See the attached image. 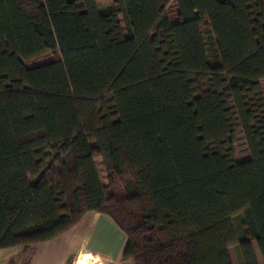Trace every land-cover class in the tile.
<instances>
[{
  "label": "trees",
  "instance_id": "1",
  "mask_svg": "<svg viewBox=\"0 0 264 264\" xmlns=\"http://www.w3.org/2000/svg\"><path fill=\"white\" fill-rule=\"evenodd\" d=\"M116 4L0 0V249L96 211L134 264H259L264 0Z\"/></svg>",
  "mask_w": 264,
  "mask_h": 264
},
{
  "label": "crops",
  "instance_id": "2",
  "mask_svg": "<svg viewBox=\"0 0 264 264\" xmlns=\"http://www.w3.org/2000/svg\"><path fill=\"white\" fill-rule=\"evenodd\" d=\"M126 242L110 216L88 211L50 240L0 249V264H121Z\"/></svg>",
  "mask_w": 264,
  "mask_h": 264
},
{
  "label": "rangeland",
  "instance_id": "3",
  "mask_svg": "<svg viewBox=\"0 0 264 264\" xmlns=\"http://www.w3.org/2000/svg\"><path fill=\"white\" fill-rule=\"evenodd\" d=\"M98 5H99L100 9H102V10H107V9H110V8H114V9L118 8V6L116 4V0H98ZM166 9H167V11L170 14V17L172 19V23H174L175 18H176L175 16H176V13H177V8H176V5H175L174 1H170L167 4ZM165 38H166V42L168 43V47H169L168 50L171 53L172 58H174L175 57L174 43L172 42V40L170 38H168L167 35H165ZM52 58H53V54L51 52H49V53L44 54L40 58H33V59L29 60V61H24V64L27 67H34L36 65H39V64H41L43 62H46V61L52 59ZM260 83H261L262 90H264V79H262L260 81ZM88 139H89V141H93L94 140V136H93L92 133L89 134ZM235 150H236L237 160L243 161V160H246L249 157V153H248V150H247V148L245 146V143H244V140L242 138V134L241 133H239L237 135V142L235 144ZM92 154H93V157H94L95 161L98 163L99 167L101 168V165H100V162H101L100 154H99V151L95 147L92 148ZM234 221H235V224L237 225V227L240 228V231L237 229L238 236H240V234H242V233L244 234V226L242 224L241 216H236L234 218ZM255 251H256V256H257L259 264H264V261H262V258L260 256L256 246H255ZM229 252H230L233 264H239L236 247L234 245L230 246ZM121 264H134V263H133V260L131 258H125V259H122Z\"/></svg>",
  "mask_w": 264,
  "mask_h": 264
}]
</instances>
